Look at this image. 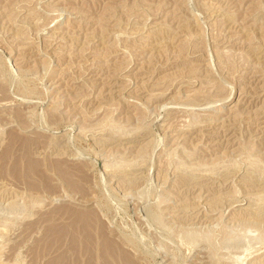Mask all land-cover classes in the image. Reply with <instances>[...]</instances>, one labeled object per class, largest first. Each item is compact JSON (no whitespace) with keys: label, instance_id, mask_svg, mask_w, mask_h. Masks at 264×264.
<instances>
[{"label":"rangeland","instance_id":"374dc122","mask_svg":"<svg viewBox=\"0 0 264 264\" xmlns=\"http://www.w3.org/2000/svg\"><path fill=\"white\" fill-rule=\"evenodd\" d=\"M0 264H264V0H0Z\"/></svg>","mask_w":264,"mask_h":264},{"label":"bare ground","instance_id":"6f19581e","mask_svg":"<svg viewBox=\"0 0 264 264\" xmlns=\"http://www.w3.org/2000/svg\"><path fill=\"white\" fill-rule=\"evenodd\" d=\"M163 219V218H162ZM85 221V220H84ZM73 223V222H72ZM82 223V225L81 226H79V225H75V229L77 228H80L81 227V229H82V231H85V233H86V227L88 226V224L85 222V224H83V222H81ZM76 224V223H75ZM72 225V224H71ZM167 225V224H166ZM91 226V225H90ZM64 227H66V226H64ZM63 228V227H62ZM66 229V228H65ZM76 229V230H77ZM81 231V230H80ZM61 232H63V230L61 231ZM65 233V232H64ZM87 234V233H86ZM84 237H86V236H84ZM123 256V255H122ZM121 256V257H122Z\"/></svg>","mask_w":264,"mask_h":264}]
</instances>
